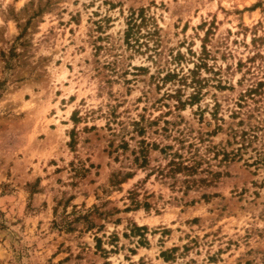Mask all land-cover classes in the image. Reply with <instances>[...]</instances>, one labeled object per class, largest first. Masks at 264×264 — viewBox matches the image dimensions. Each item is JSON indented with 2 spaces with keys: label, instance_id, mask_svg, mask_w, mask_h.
<instances>
[{
  "label": "rangeland",
  "instance_id": "obj_1",
  "mask_svg": "<svg viewBox=\"0 0 264 264\" xmlns=\"http://www.w3.org/2000/svg\"><path fill=\"white\" fill-rule=\"evenodd\" d=\"M0 264H264V0H0Z\"/></svg>",
  "mask_w": 264,
  "mask_h": 264
},
{
  "label": "trees",
  "instance_id": "obj_2",
  "mask_svg": "<svg viewBox=\"0 0 264 264\" xmlns=\"http://www.w3.org/2000/svg\"><path fill=\"white\" fill-rule=\"evenodd\" d=\"M142 149H140V152H144L145 150L143 149V147H141ZM165 149H170V147H163L159 149L160 153H165ZM169 154V153H167ZM169 159L167 160L166 164H165V168L160 167L159 165H157L154 169H155V174L159 175V176H163V177H172L175 180V174L176 173H185L186 175H188V173H191L195 170V163H188V161H181L178 160V158H180L177 154L173 153V154H169ZM142 161H145V155L142 154ZM182 182L186 185L187 188L188 186V182L189 180H182Z\"/></svg>",
  "mask_w": 264,
  "mask_h": 264
}]
</instances>
